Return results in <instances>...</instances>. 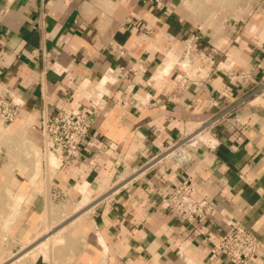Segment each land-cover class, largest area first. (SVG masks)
<instances>
[{
    "label": "crops",
    "instance_id": "0c3cea01",
    "mask_svg": "<svg viewBox=\"0 0 264 264\" xmlns=\"http://www.w3.org/2000/svg\"><path fill=\"white\" fill-rule=\"evenodd\" d=\"M0 86L23 100L0 123V264H234L212 248L236 221L264 241V0H0ZM255 89L213 129L214 148L142 171ZM64 105L95 118L78 154L52 162L27 125ZM188 177L213 216L162 206ZM57 193L91 202L57 223Z\"/></svg>",
    "mask_w": 264,
    "mask_h": 264
},
{
    "label": "built area",
    "instance_id": "2783aa9c",
    "mask_svg": "<svg viewBox=\"0 0 264 264\" xmlns=\"http://www.w3.org/2000/svg\"><path fill=\"white\" fill-rule=\"evenodd\" d=\"M256 93V89L249 91L233 103V108H223L196 123L176 141L149 158L140 168L142 171H147L168 160H173L182 167L191 159L190 148L199 145L214 148L216 143L212 140L213 129L228 117L232 109L235 111L246 104ZM22 106L23 100L15 92L0 86V123L8 125L14 122L20 115ZM94 118L95 109L92 105L86 108L64 105L46 111L39 123L27 126L37 130L41 135L44 151L42 156L46 158L48 155H56L62 163L64 159L78 154L81 144L89 135ZM56 197L61 195L57 193ZM161 204L189 222L213 216L216 211L215 205L210 200L196 196V184L189 177L174 184L162 196ZM263 246L264 241L242 222H228L226 229L212 248V256L221 255L234 264H249Z\"/></svg>",
    "mask_w": 264,
    "mask_h": 264
},
{
    "label": "rangeland",
    "instance_id": "374dc122",
    "mask_svg": "<svg viewBox=\"0 0 264 264\" xmlns=\"http://www.w3.org/2000/svg\"><path fill=\"white\" fill-rule=\"evenodd\" d=\"M210 8H212V10H216L215 12L217 13L219 12H224L225 11V5L223 4H210ZM214 13V12H213ZM24 142V141H23ZM26 144V142H25ZM24 151V150H22ZM38 154V153H37ZM52 157H51V161H52ZM55 161V158H54ZM53 161V162H54ZM56 203V207L58 208V210L51 212V215H53V220H56L57 223L59 222H64L68 219H73L76 216H78L79 214H82L84 212V210H86V207L90 204V198L89 197H82L81 199L78 200H73L71 198H67V197H63L61 196L60 199L54 201ZM54 202L53 200H51V206H54ZM81 217H79L78 219H80ZM54 231H56V228L51 230L48 234H52L54 233ZM36 245H40V249H44L46 248V243L43 240L40 241L38 240L36 242Z\"/></svg>",
    "mask_w": 264,
    "mask_h": 264
},
{
    "label": "bare ground",
    "instance_id": "6f19581e",
    "mask_svg": "<svg viewBox=\"0 0 264 264\" xmlns=\"http://www.w3.org/2000/svg\"><path fill=\"white\" fill-rule=\"evenodd\" d=\"M51 157L53 158V159H52V162H53V161H54V158H55V156H54V155H49V158H50V160H51ZM50 234H51V233H50ZM50 234H49V235H50Z\"/></svg>",
    "mask_w": 264,
    "mask_h": 264
}]
</instances>
